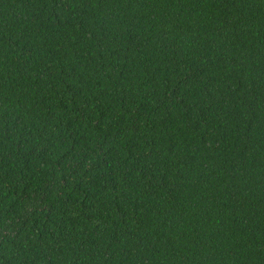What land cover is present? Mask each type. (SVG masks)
Segmentation results:
<instances>
[{"label": "trees", "instance_id": "trees-1", "mask_svg": "<svg viewBox=\"0 0 264 264\" xmlns=\"http://www.w3.org/2000/svg\"><path fill=\"white\" fill-rule=\"evenodd\" d=\"M0 264H264V0H0Z\"/></svg>", "mask_w": 264, "mask_h": 264}]
</instances>
